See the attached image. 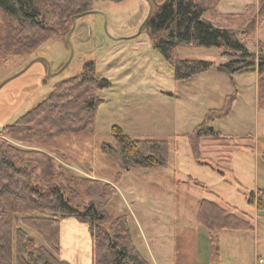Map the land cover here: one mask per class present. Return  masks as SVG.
<instances>
[{
  "label": "rangeland",
  "instance_id": "374dc122",
  "mask_svg": "<svg viewBox=\"0 0 264 264\" xmlns=\"http://www.w3.org/2000/svg\"><path fill=\"white\" fill-rule=\"evenodd\" d=\"M247 3L258 0H220L218 10L242 13ZM149 11V0H98L91 11L76 17L68 37L66 33L48 40L31 56L0 57V136L6 124L46 99L57 83L80 74L94 61L98 74L111 85L98 91L103 102L93 132L59 136L45 144L12 142L50 151L61 180L67 179L66 187L83 205L96 198L79 194L71 178L85 176L114 186L118 192L106 212L110 218L128 216L134 244L152 263L258 264L257 257H264V209L248 201L252 192L264 201V108L258 103L257 72L222 70L219 66L229 56L219 47L180 45L177 51L182 58L214 64L188 79H176L173 65L153 46L149 29L143 27ZM7 21L0 10V28ZM238 36L249 51L260 54L264 19L255 36L243 30ZM230 94L236 96L229 114L213 125L252 147H229L226 143L234 139L204 138V159L216 169L196 161L188 134L210 109L223 107ZM114 124L133 139L167 140L168 165L130 167L125 159L117 161L104 153L105 143L114 145ZM190 177L203 185L186 182ZM203 198L246 215L254 226L220 230L217 260L212 259L210 232L197 217ZM109 225L110 221L105 223Z\"/></svg>",
  "mask_w": 264,
  "mask_h": 264
},
{
  "label": "trees",
  "instance_id": "16d2710c",
  "mask_svg": "<svg viewBox=\"0 0 264 264\" xmlns=\"http://www.w3.org/2000/svg\"><path fill=\"white\" fill-rule=\"evenodd\" d=\"M97 1L0 0V10L9 17L0 28V57L7 60L31 56L48 40L66 34L73 26V18L91 11ZM157 2L145 27L149 29L153 46L173 65L176 79H188L214 64L203 59L182 58L177 51L180 45L216 46L223 50V55L229 56L220 64L222 70L230 74L248 68L258 71V103L264 108V54L249 51L238 36L239 30L249 37L256 35L258 24L264 19V0L246 5L242 13L220 12V0ZM261 44L264 48V42ZM110 85L107 78L98 74L95 62L90 61L80 74L57 83L46 99L3 128V136H0V264H71L60 256V220L67 217L88 224L93 241L92 264H153L134 244L128 216L110 218L106 212V206L118 192L114 186L85 176L71 178L79 194L83 192L96 198L83 205L66 187L67 179L61 180L59 164L50 151L23 148L12 142L45 144L55 137L93 132L96 111L103 102L98 91ZM235 96L227 95L224 106L210 109L204 121L188 134L193 156L199 163L217 167L204 159V138L234 139L213 124L229 114ZM112 134L114 145L105 143L102 150L117 161L125 159L130 167L168 165L167 140L133 139L118 124L112 126ZM226 144L252 147L235 139ZM262 157L264 159V152ZM191 181L203 185L192 177L186 182ZM248 201L259 210L264 209V201L255 192ZM197 217L210 232L214 260L218 259L217 233L220 230L254 228L246 215L206 198L199 203ZM108 221L110 225L105 226Z\"/></svg>",
  "mask_w": 264,
  "mask_h": 264
},
{
  "label": "crops",
  "instance_id": "0c3cea01",
  "mask_svg": "<svg viewBox=\"0 0 264 264\" xmlns=\"http://www.w3.org/2000/svg\"><path fill=\"white\" fill-rule=\"evenodd\" d=\"M228 59L225 58L222 61L225 62ZM254 71L258 75V71L256 69ZM60 242L62 259L71 264H92L93 241L87 223L75 217L62 218L60 220Z\"/></svg>",
  "mask_w": 264,
  "mask_h": 264
},
{
  "label": "water",
  "instance_id": "95a60500",
  "mask_svg": "<svg viewBox=\"0 0 264 264\" xmlns=\"http://www.w3.org/2000/svg\"><path fill=\"white\" fill-rule=\"evenodd\" d=\"M149 1H150V11H149V13H148V15H147L145 21L143 22V27L145 26L146 22L149 20L150 16L152 15L154 5L158 4L157 0H149ZM75 19H76V17L73 18V20H74L73 25L75 24ZM72 27H73V26H72ZM71 30H72V29H71ZM68 35H69V34L67 33V37H68ZM31 63H32V62H31ZM31 63H30V64H31ZM30 64H29V65H30ZM29 65H28V66H29ZM28 66H27V67H28ZM27 67H26V68H27Z\"/></svg>",
  "mask_w": 264,
  "mask_h": 264
},
{
  "label": "built area",
  "instance_id": "2783aa9c",
  "mask_svg": "<svg viewBox=\"0 0 264 264\" xmlns=\"http://www.w3.org/2000/svg\"><path fill=\"white\" fill-rule=\"evenodd\" d=\"M261 54H264V48L261 49ZM257 262H258V264H264V257L258 256Z\"/></svg>",
  "mask_w": 264,
  "mask_h": 264
}]
</instances>
